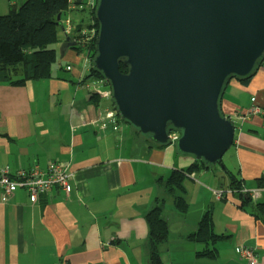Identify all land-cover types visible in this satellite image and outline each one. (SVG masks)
<instances>
[{"label": "crops", "instance_id": "0c3cea01", "mask_svg": "<svg viewBox=\"0 0 264 264\" xmlns=\"http://www.w3.org/2000/svg\"><path fill=\"white\" fill-rule=\"evenodd\" d=\"M24 1L0 0V15L9 4ZM76 13L67 9L62 17L64 23L70 20V36L79 25L73 19ZM61 32L53 78L23 86L0 83V168L7 166L14 175L34 165L44 169L56 160L72 172L71 190L65 195L53 188L31 203L23 189L3 201L0 189V264H148L145 215L157 199H164V180L170 173L196 160L175 145L158 149L128 124L118 123L114 131L103 121L112 103L98 91L107 88L86 78L91 62L71 49ZM252 99L264 109V64L248 83L231 79L221 95V112L236 126L225 153L231 167L222 165L220 175L211 174L209 167L187 175L185 213H179L173 199L165 200L169 232L159 247L163 264H245L235 252L238 246L254 249L256 264H264V225L234 195L222 200L213 195L229 187V172L237 175L243 189H258V200L264 198L256 182L264 177V115L237 118ZM209 209L214 231L222 237L212 259L197 257L204 245L187 239Z\"/></svg>", "mask_w": 264, "mask_h": 264}, {"label": "water", "instance_id": "95a60500", "mask_svg": "<svg viewBox=\"0 0 264 264\" xmlns=\"http://www.w3.org/2000/svg\"><path fill=\"white\" fill-rule=\"evenodd\" d=\"M94 10L91 65L120 118L155 145L176 131L179 153L222 167L236 126L221 95L264 58V0H97Z\"/></svg>", "mask_w": 264, "mask_h": 264}, {"label": "trees", "instance_id": "16d2710c", "mask_svg": "<svg viewBox=\"0 0 264 264\" xmlns=\"http://www.w3.org/2000/svg\"><path fill=\"white\" fill-rule=\"evenodd\" d=\"M69 5L70 0H25L19 6L8 5L7 13L0 15V83L23 86L26 81L53 78L52 67L59 62L55 46L60 41L59 30L63 26L62 17L69 9ZM94 8L95 6L89 8L88 11L89 20L92 22L89 23V21L85 26L83 25L84 21L81 20V23L75 26L73 36H69L70 41L73 39L78 41L74 42L75 44L70 48L85 55L91 63L95 56V42L98 34ZM58 15H60L59 21H57ZM263 64L264 58L256 65L251 76L238 80L248 83ZM59 69L64 71L61 66ZM119 71L126 74L128 68L120 62ZM86 78L103 79L104 86L109 89L107 81L93 69L92 65ZM111 103V108L115 109L113 102ZM222 116L224 115L222 114ZM166 146L168 144L156 145L158 149H163ZM201 167L207 168V165L195 161L187 169L172 171L164 180V186L167 192L172 194L173 204L179 213H185L187 209L184 199L186 176ZM227 173L230 178L227 189L240 200L241 208H244L255 220L264 225V201L253 202L248 194L242 193L243 186L237 175ZM256 182L258 188L264 189V177L257 179ZM161 200L163 203L165 202V199H157L155 206L145 215L148 225V264H163L159 247L166 242L169 230L168 224L163 218ZM187 239L204 245V248L197 252V257L215 258L214 245L222 237L214 231L210 209L203 214L198 222L197 230Z\"/></svg>", "mask_w": 264, "mask_h": 264}, {"label": "built area", "instance_id": "2783aa9c", "mask_svg": "<svg viewBox=\"0 0 264 264\" xmlns=\"http://www.w3.org/2000/svg\"><path fill=\"white\" fill-rule=\"evenodd\" d=\"M85 7L93 8L95 6L96 0H88L87 3L85 0ZM75 3L74 0H70L69 9H74ZM71 23L67 18L64 23V32L66 35L71 31ZM93 36V35H92ZM74 42H78L73 39ZM69 69V67L67 68ZM99 87L104 86L103 79H96L94 82ZM98 93L104 97L110 99V90L107 89V92ZM251 115H264V109H261L252 99V105L249 109L239 115L237 118L241 121L245 120L248 116ZM103 121L112 125L114 131L118 130V120L116 118L117 113L115 109L108 108L104 111ZM106 124H103L105 127ZM180 134L176 131L168 132V144L170 146L175 145ZM73 178L72 172L69 170L68 166L59 163L58 161H49L44 169L40 168L37 165H34L29 171L25 172L24 170L17 171L14 175H11L7 166L0 168V189L2 191L3 201L8 200L14 193L16 189H23L28 195V198L31 203H36L41 196L47 195L53 188L60 189L64 192L65 195H68L71 186L70 181ZM242 193L248 194L249 197L253 200H258L260 195V190L246 191L242 189ZM232 192L229 189H219L213 191L214 198L217 200L225 199L226 196L231 195ZM236 254L239 259L243 260L245 264H256V255L254 254V249L246 246H238L236 248Z\"/></svg>", "mask_w": 264, "mask_h": 264}, {"label": "rangeland", "instance_id": "374dc122", "mask_svg": "<svg viewBox=\"0 0 264 264\" xmlns=\"http://www.w3.org/2000/svg\"><path fill=\"white\" fill-rule=\"evenodd\" d=\"M86 1V3H87V1L88 0H85ZM88 11H89V8H87V7H85L83 4H78V5H75V8H74V12H78V13H76L77 14V16H75L74 15V17H73V19L74 18H77L78 19V22L80 23V21H81V19H84L83 21V23H85L86 21H87V18H88ZM72 22H73V20H72ZM92 21H90V23H91ZM78 24V23H77ZM76 24V25H77ZM62 33V35L61 36H65V33H63V32H61ZM65 40V39H64ZM58 61H59V59H58ZM58 63V62H57ZM57 63L55 64V65H53V67H52V71H54L55 70V68H57ZM111 101V100H110ZM112 102V101H111ZM116 118H117V120H118V122L120 123V124H122V125H127V123H125L118 115L116 116ZM119 124V125H120ZM118 125V126H119ZM228 154H225L223 157H222V165H224V167H227V168H230L231 166H229L228 164H227V156ZM209 169H210V173L211 174H213V175H220L219 174V172H220V170L222 169V167L221 166H219V165H215V166H210L209 167ZM218 172V173H217ZM164 188H165V186H164ZM172 194H169L168 192H167V190H166V188H165V191H164V199L167 201V203L168 202H170L169 200H171L172 199ZM262 200H264V198L262 197V198H260L258 201H262ZM161 204L163 205V212H164V210H165V208L167 209V207H168V205L164 202L163 203V201L161 200ZM163 212H162V214H163ZM216 249V248H215ZM236 250V249H235ZM236 252V251H235ZM239 259V258H238Z\"/></svg>", "mask_w": 264, "mask_h": 264}, {"label": "clouds", "instance_id": "9594fccd", "mask_svg": "<svg viewBox=\"0 0 264 264\" xmlns=\"http://www.w3.org/2000/svg\"><path fill=\"white\" fill-rule=\"evenodd\" d=\"M97 1V0H96ZM84 2V1H83ZM96 4V3H95ZM76 5V4H75ZM84 6H85V2H84V4H83ZM88 8V7H87ZM62 24H63V27H64V22L62 21ZM63 33H64V31H63ZM66 35V34H65ZM70 35H67V36H65V39H66V37H69ZM71 42H74V41H72L71 40ZM168 144V143H167ZM168 146H169V144H168ZM167 147V146H166ZM233 195V194H232ZM258 201V200H257Z\"/></svg>", "mask_w": 264, "mask_h": 264}]
</instances>
